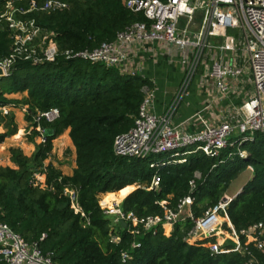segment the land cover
Instances as JSON below:
<instances>
[{"label":"trees","instance_id":"obj_1","mask_svg":"<svg viewBox=\"0 0 264 264\" xmlns=\"http://www.w3.org/2000/svg\"><path fill=\"white\" fill-rule=\"evenodd\" d=\"M7 1L0 0V60L14 52L13 31L2 17ZM30 1L15 0L25 9ZM65 1L67 7L63 9L17 14L23 19L34 18L44 32H53L61 53L54 61L38 63L18 54L8 74L0 77V144L18 132L14 112L4 114L2 110L10 105L27 106V120L33 126L31 139L42 134L39 125L46 138L32 155L12 147L11 161L16 167L0 166V220L25 241L51 253L58 264H248V252L212 253L207 245L215 237L203 236L190 243L186 239L194 225L190 218L173 225L161 223L156 231H146L131 221H124L126 226L114 223L112 216L105 214L99 195L116 192L108 194L105 202L123 199L124 213L139 218L163 216L166 209L177 210L194 181L191 208L200 217L219 203L241 173L252 167V178L234 196L227 212L239 233L264 222V132H255L252 140L240 145L247 151L245 158L237 153L227 159L232 147L219 158L197 151L186 155L185 162L162 167L158 189L144 188L156 173L151 167L154 160L150 156L118 155L114 145L117 136L133 126L152 82L120 67L67 58L64 51L95 48L112 41L128 26L144 21L145 16L128 7L130 0ZM23 91L27 95L21 99L6 96ZM52 108L59 110L54 120H35L39 112ZM67 128L76 148L72 175L64 174L52 162L46 163L54 139ZM70 191L75 192L78 212ZM137 228L139 233L134 232ZM224 228L226 232L231 230L227 224ZM240 240L264 264V251L244 235ZM123 253L129 256L124 258ZM0 264H6L1 255Z\"/></svg>","mask_w":264,"mask_h":264},{"label":"built area","instance_id":"obj_2","mask_svg":"<svg viewBox=\"0 0 264 264\" xmlns=\"http://www.w3.org/2000/svg\"><path fill=\"white\" fill-rule=\"evenodd\" d=\"M127 5L134 12H142L145 20L133 23L119 32L116 39L104 41L95 48L77 51L67 49L64 51L66 57L116 66L123 72L134 74L140 70V66L135 64L137 48L157 42L177 52L183 77L173 104L162 113L153 109L154 87L147 90L133 126L115 140L116 153L128 158H146L172 152L168 158L151 163L156 173L151 182L143 186L148 190L159 188V171L162 167L173 162H185L188 154L201 151L207 156L219 158L228 147H232L234 149L227 154V159H232L237 153L247 157V151L242 150L240 145L252 140L255 132H264V0H130ZM66 7L65 0H43L41 3L31 0L28 9L17 6L15 0L6 2L2 17L12 29L14 39L13 54L0 60L7 74L18 54H25V59L38 63L54 61L61 53L52 38L53 32L46 33L34 18L23 19L17 14L34 10L55 11ZM231 31L238 32L239 36L235 37ZM202 68L212 79L213 88L223 97L237 94L235 81L245 71H249L254 91L247 95L241 105L233 107L229 113L221 114L215 121L205 119L198 112L195 117L202 122V127L188 131L184 128L188 121L175 125L172 118ZM2 110L4 114L10 111L8 106ZM58 115L59 110L52 108L39 112L35 120L40 122L46 118L52 121ZM37 129L41 130V142H44L46 138L40 125ZM200 176L197 173V177ZM191 186L190 193L180 200L177 210L166 209L163 216L139 218L133 213L126 214L121 208L122 200H114L113 208L101 206L105 214L115 217L116 223L131 221L146 231H156L161 223L173 225L190 218L194 223L186 237L190 243H195L203 236L215 237L216 240L207 245L212 253L231 250L243 254L248 252L251 255L248 264H260L250 249L241 243L240 238L241 235L246 236L264 251V238H261L264 222L255 223L239 233L227 212L234 198L228 194L217 205L205 211L203 216L197 217L191 208L195 200L194 181ZM69 195L78 212L79 207L74 202L75 192L70 191ZM225 224L230 231H225ZM134 232L139 233L140 229ZM226 238L230 239V244ZM114 240L119 241V237H114ZM0 255L6 264H58L51 253H44L37 243L25 241L1 220ZM128 256V253H123L124 258Z\"/></svg>","mask_w":264,"mask_h":264},{"label":"crops","instance_id":"obj_3","mask_svg":"<svg viewBox=\"0 0 264 264\" xmlns=\"http://www.w3.org/2000/svg\"><path fill=\"white\" fill-rule=\"evenodd\" d=\"M135 64L140 66L139 73L147 77L153 84L152 87L155 89L153 101L154 111L162 113L166 109L170 108L183 77V69L179 63V56L177 52L169 49L168 46L157 42L146 43L143 47L137 48ZM211 83L212 79L206 75L205 70L203 68L200 69L190 86L188 95L183 98L174 112L172 121L175 125L188 121L184 127L186 130L193 131L200 129L202 127V122L195 117V114L201 112L205 119L215 121L216 118L221 116V114L229 113L233 111V107L237 106L233 104V98L243 101L247 95L252 93L250 87L253 83L249 71H245L241 78L235 81L237 94L229 97H223L221 94H218V92L213 88V83L212 86L209 87ZM13 94L17 93H12V95ZM22 97L9 98L21 99ZM20 106L23 105H10L8 107L10 111L17 115L21 111L20 108H18ZM2 129L4 128L2 127ZM65 132L66 140H70L73 143L70 136V128H67L63 133ZM13 147H20L23 149L20 144ZM28 155H32V153ZM49 162H52L57 168L61 169L63 173L67 175H72L74 169L76 168V157L74 166L71 168H67L65 164L58 165L52 160H49L46 163ZM252 176L253 174L251 175V178ZM244 185L245 184L241 186V190Z\"/></svg>","mask_w":264,"mask_h":264},{"label":"rangeland","instance_id":"obj_4","mask_svg":"<svg viewBox=\"0 0 264 264\" xmlns=\"http://www.w3.org/2000/svg\"><path fill=\"white\" fill-rule=\"evenodd\" d=\"M232 35L235 37L239 36V33L236 31H231L230 32ZM212 86V83L210 84L209 87ZM251 92L253 93L254 91V85L250 87ZM27 91L23 92H17V94L10 93V95L6 96L8 97H17L20 98L22 96H25ZM251 93V94H252ZM233 104L234 105H241L243 101L237 98H233ZM231 107V106H230ZM20 108V113L17 115L15 114V121L18 125V132L12 136H9L5 139V141L0 144V165L4 166H11L15 167V163L11 161V151L10 148L13 146H18L19 144L22 145L23 151L25 154H30L33 153L34 150L36 149L37 144L41 142V136L40 135H35L33 136V139L30 138V135H32V123L27 120V106L23 105L18 107ZM9 109V107H8ZM10 110V109H9ZM66 132L63 133L62 135H59L54 141H53V150L51 152L50 157L46 160L48 162L49 160L54 161L58 165H63L68 167H73L74 166V161H75V147L73 143L70 140H66ZM236 138V137H235ZM234 138V139H235ZM172 152L161 154V155H150V157L153 160H160L161 158H168L169 155ZM253 174V169L252 167H248L243 173H241L230 185L229 189L227 190L226 194L228 193L229 195L236 196L240 192V188L243 184H246L250 179L251 175ZM139 185H135V188L138 187ZM145 186V185H143ZM243 188V187H242ZM110 193H116V192H107V193H101L99 195V200L104 207H110L113 208L114 200H111L110 202L107 201L105 202L107 195ZM121 201V200H120ZM112 216V215H111ZM114 223L115 222V217L112 216ZM226 241L231 243L230 239L226 238Z\"/></svg>","mask_w":264,"mask_h":264},{"label":"water","instance_id":"obj_5","mask_svg":"<svg viewBox=\"0 0 264 264\" xmlns=\"http://www.w3.org/2000/svg\"><path fill=\"white\" fill-rule=\"evenodd\" d=\"M6 75H7V72H6L5 68H4L3 66L0 65V77H4V76H6ZM240 192H241V191H240ZM240 192H239V193H240ZM224 200H225V198H224ZM122 224H123L124 226L127 225V223L124 222V221H122Z\"/></svg>","mask_w":264,"mask_h":264}]
</instances>
